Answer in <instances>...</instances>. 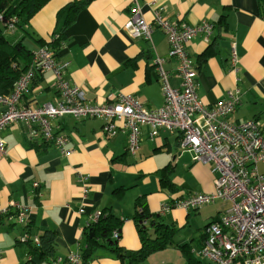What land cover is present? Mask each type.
<instances>
[{
  "label": "crops",
  "instance_id": "obj_1",
  "mask_svg": "<svg viewBox=\"0 0 264 264\" xmlns=\"http://www.w3.org/2000/svg\"><path fill=\"white\" fill-rule=\"evenodd\" d=\"M69 1L74 0H49L31 18L27 32L15 28L6 34L12 42L24 44L28 38L34 45L29 49L37 50L39 38L52 39L59 27L56 12ZM135 4L148 23L162 9V17L169 21L194 25L206 19L214 24L209 40L198 33L187 45L197 67V96L211 106L237 89L239 102L229 121L258 118L264 122V19L256 0H90L66 29L57 55L58 63H69L64 78L81 87L87 101L103 104L130 94L146 109L159 108L163 90L155 59L162 60L169 85L180 86L175 75L177 60L169 55L160 28L154 26L150 41L131 38L125 32L123 26ZM233 44L235 65L231 62ZM38 77L22 98L23 105L30 108L53 103L57 96L51 71ZM51 124L56 133L68 138V155L53 144L40 145L41 136H34L25 123L0 131L6 143V153L0 155V264H24L29 246L23 235L39 237L46 230L56 233V257L76 252L89 215L104 209L123 218L119 244L138 249L139 236L131 217L139 196L145 198L151 212L161 213L180 233L174 246L152 253L145 264H187L186 257L202 246L204 227L221 211H202L210 204L196 209L175 205L189 194L214 191L210 167L193 162L188 149L180 148L179 132L161 128L153 137L149 126H141L139 149L132 156L126 151L123 127L109 136L103 131L102 119L64 116L51 119ZM11 202L27 206L24 224L18 221ZM167 204L173 206L163 211ZM192 212L198 215L194 217ZM187 228L192 230L190 241ZM180 245H186V256ZM91 264L120 263L101 257Z\"/></svg>",
  "mask_w": 264,
  "mask_h": 264
},
{
  "label": "built area",
  "instance_id": "obj_2",
  "mask_svg": "<svg viewBox=\"0 0 264 264\" xmlns=\"http://www.w3.org/2000/svg\"><path fill=\"white\" fill-rule=\"evenodd\" d=\"M161 10L154 12L151 23L146 22L135 4L131 15L123 26L131 38L151 40L154 26L160 28L169 44V55L177 60L175 75L180 78L179 88L168 83V74L162 69L161 59H155L159 81L163 90V103L149 110L130 94H121L117 100L94 104L85 99L84 91L71 85L64 78L68 62L58 63L48 46H41L33 53L31 65L14 83L11 92L0 94V131L14 123L23 122L33 133L40 134L44 141L60 148L64 154L67 137L56 133L49 120L63 116L98 118L104 121L103 131L112 136L117 128L127 133V149L134 155L140 145V127H150V136L155 137L159 129L177 131L179 146L188 149L194 162L207 164L214 175V191L192 193L175 205L184 209L199 208L217 200L230 202V207L212 220L205 231L202 246L197 256L206 264H264V175L258 164L264 163V122L250 118L232 123L228 117L236 110L239 102L237 89L228 92V98L208 106L197 96L196 69L186 44L198 33L209 40L213 25L203 19L198 25L177 23L162 17ZM15 18L9 28L13 29ZM236 53L232 45L231 62L235 65ZM50 70L57 91L55 101L46 102L36 108L22 103L29 91L34 71ZM120 123V124H119ZM119 127V128H120ZM6 153V143L0 138V155ZM85 180V178H83ZM34 187L38 183L34 182ZM85 191V190H84ZM21 224L26 221L27 206L11 202ZM173 205H165L167 211ZM2 212V211H1ZM84 212L83 206L78 210ZM101 214L96 211L89 220ZM117 237V232H112ZM24 241L39 243L38 237L23 235ZM1 254V253H0ZM79 251L65 257H56L52 264H78ZM29 261V255L26 258Z\"/></svg>",
  "mask_w": 264,
  "mask_h": 264
},
{
  "label": "trees",
  "instance_id": "obj_3",
  "mask_svg": "<svg viewBox=\"0 0 264 264\" xmlns=\"http://www.w3.org/2000/svg\"><path fill=\"white\" fill-rule=\"evenodd\" d=\"M48 1L49 0H0L1 95H7L11 92L13 85L19 76L31 65L30 63L32 61L33 53L35 52V50L32 51L27 48L20 40L12 42L6 33L15 28L27 32L31 18ZM89 1L90 0H74L66 2L56 12V19L59 23V27L56 31H53L52 39L50 41H46L42 38L37 40V43L40 46H48L51 49L56 60L58 51L60 50L63 41L66 39V29L74 22L79 12L86 7ZM256 2L258 4L260 17L264 19V0H256ZM11 18L16 19L13 29L9 28ZM212 25L214 27V24ZM54 34H56V36ZM191 40L189 42H191ZM188 43L186 44V49ZM156 67L157 65H155V68ZM195 69L197 74V67H195ZM43 72L45 71H34L31 82H33L38 76V79L41 78L40 76ZM49 121L51 122V120ZM31 132L34 136L37 135L36 133H33L32 130ZM39 144L48 145L52 143L44 141L41 136ZM126 151L131 155L127 148ZM100 213L101 214L97 216L96 220H88L85 225L77 249L81 256L78 264H91L92 261L101 257L115 259L119 261L120 264H145L146 259L152 253L175 245L178 228L172 223L165 222L161 213L151 212L148 209L146 200L143 196L136 198L134 212L131 217L137 235L139 236L140 247L138 249H127L119 244L123 218L116 216L110 209L100 210ZM220 214L216 215L214 220L217 219ZM209 224L210 223L204 227V234L201 235L202 238H205V231ZM114 230L117 232V237L112 236ZM38 239V244H34L32 240H26L29 246L27 254L29 255V261L25 260L24 264H29L30 262H46L52 264L56 259V233L54 231L46 230L38 237ZM185 248H187L186 245H180V249L186 256L189 251H186ZM198 258L197 254L191 252V255L186 257V262L187 264H200Z\"/></svg>",
  "mask_w": 264,
  "mask_h": 264
},
{
  "label": "rangeland",
  "instance_id": "obj_4",
  "mask_svg": "<svg viewBox=\"0 0 264 264\" xmlns=\"http://www.w3.org/2000/svg\"><path fill=\"white\" fill-rule=\"evenodd\" d=\"M9 37V36H8ZM10 38V37H9ZM24 44L29 48L30 46L31 47H33L34 45H33V43H31L30 42V40L28 39V38H25L24 39ZM258 168H259V170L261 171V172H264V163H259L258 164ZM230 202L229 201H226V200H217L216 201V203H214V204H210V205H208V206H204V207H202L203 209H202V211L203 210H207V209H210V210H214V211H216L217 209H219L221 212H224L225 210H227L229 207H230ZM220 212V213H221ZM198 215V213H195V212H192V216H197ZM201 227H203V226H201ZM196 228L194 227L192 230H195ZM187 230H188V233H186L187 234V236L189 237V241H190V239H192L191 238V232H192V230L191 231H189V228H187ZM196 231V230H195ZM180 234V233H179ZM179 234H177V236H176V239L178 238V235ZM185 234V235H186ZM198 238V234H196L195 235V237H194V241H196V239ZM192 241V240H191ZM119 242H120V240H119ZM194 243V242H193ZM194 246H195V248H197V245L196 244H194Z\"/></svg>",
  "mask_w": 264,
  "mask_h": 264
}]
</instances>
